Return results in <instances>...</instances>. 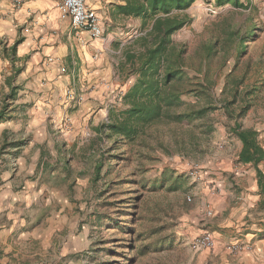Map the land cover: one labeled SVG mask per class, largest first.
Wrapping results in <instances>:
<instances>
[{
    "label": "rangeland",
    "instance_id": "rangeland-1",
    "mask_svg": "<svg viewBox=\"0 0 264 264\" xmlns=\"http://www.w3.org/2000/svg\"><path fill=\"white\" fill-rule=\"evenodd\" d=\"M246 3L198 0L184 11L190 20L173 40L188 48L190 75L211 82L212 100L194 93L174 111L213 108L192 121L165 118L130 144L120 136H99L96 127L112 108H128L124 95L136 75L119 70V64L129 40L141 32V19H118L106 30L113 39L106 55L120 75H115L116 90L98 117L71 125L61 115L53 122L57 146L48 145L43 157L51 169L26 171L21 180L19 189L33 193V203L17 205L13 264H232L238 253L230 245L221 248L216 242L198 250L194 241L215 231L228 238L214 221L210 202L219 180L230 190L243 187L242 141L235 125L254 130L264 148V0ZM209 43L215 49L207 56ZM31 226L53 228L50 248L23 239Z\"/></svg>",
    "mask_w": 264,
    "mask_h": 264
},
{
    "label": "crops",
    "instance_id": "crops-1",
    "mask_svg": "<svg viewBox=\"0 0 264 264\" xmlns=\"http://www.w3.org/2000/svg\"><path fill=\"white\" fill-rule=\"evenodd\" d=\"M113 1L87 0L101 18L103 36L95 39L73 26L61 0H0V111L8 101L0 121V264L17 259V205L33 203V193L19 189L25 172L51 169L43 157L48 145L57 146L53 122L61 115L71 125L98 117L116 90L117 64L106 55L113 41L106 30L118 20L111 13ZM13 89L14 97L6 99ZM70 90L84 93V99L70 97ZM101 118L107 120L106 113ZM242 148L243 143L240 153ZM256 157L260 154L240 160L243 187L230 190L219 180L210 202L214 221L228 237L213 232L215 245H243L232 264H264V148L259 163ZM52 232L31 226L21 236L50 248Z\"/></svg>",
    "mask_w": 264,
    "mask_h": 264
},
{
    "label": "trees",
    "instance_id": "trees-1",
    "mask_svg": "<svg viewBox=\"0 0 264 264\" xmlns=\"http://www.w3.org/2000/svg\"><path fill=\"white\" fill-rule=\"evenodd\" d=\"M198 0H114L113 19L140 18L141 32L129 40L124 60L119 64V70H130L136 75L135 82L124 95L128 108L118 110L112 108L107 121L96 127L99 136L109 138L120 136L127 143L134 142L150 125H158L165 118L175 121H192L203 118L210 108L203 106L197 110L174 111L175 107L188 104L183 97L196 94L199 99L212 100L211 82L204 83L191 76L186 69L187 46L178 45L173 40L175 32L180 30L190 20L184 13ZM218 6H244L251 0H206ZM246 3V4H247ZM245 43L238 41V50L243 52ZM215 46L209 43L204 50L214 53ZM14 89L6 97L13 98ZM228 102L225 103V105ZM8 106L5 102L0 111V121L4 118ZM228 108H232L229 106ZM211 130V126H206ZM235 134L243 143L240 160L247 162L256 157V163L261 161L263 147L257 142V134L252 129H243L239 123L235 125ZM118 140V139H117ZM252 157V158H251ZM99 164L97 168H100ZM99 172V171H97ZM164 185V180L159 183ZM177 187H174L176 189Z\"/></svg>",
    "mask_w": 264,
    "mask_h": 264
},
{
    "label": "built area",
    "instance_id": "built-area-1",
    "mask_svg": "<svg viewBox=\"0 0 264 264\" xmlns=\"http://www.w3.org/2000/svg\"><path fill=\"white\" fill-rule=\"evenodd\" d=\"M60 8L64 15L71 19L76 29L89 32L95 39L103 36L101 18L95 11L88 8L87 0H61ZM69 96L79 100L84 99L82 94H77L73 90L69 91ZM194 245L198 250L211 249L215 247V240L211 234L205 233L197 237ZM229 249L234 253H239L243 249V245L232 244Z\"/></svg>",
    "mask_w": 264,
    "mask_h": 264
}]
</instances>
